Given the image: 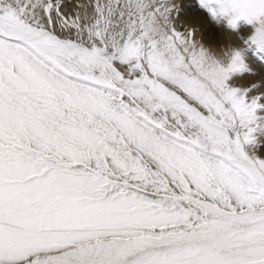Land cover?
I'll return each instance as SVG.
<instances>
[{
	"label": "snow or ice",
	"instance_id": "obj_1",
	"mask_svg": "<svg viewBox=\"0 0 264 264\" xmlns=\"http://www.w3.org/2000/svg\"><path fill=\"white\" fill-rule=\"evenodd\" d=\"M198 8L249 51L197 50L173 2L59 38L50 0H0V264H264V94L234 83L264 0Z\"/></svg>",
	"mask_w": 264,
	"mask_h": 264
},
{
	"label": "rangeland",
	"instance_id": "obj_2",
	"mask_svg": "<svg viewBox=\"0 0 264 264\" xmlns=\"http://www.w3.org/2000/svg\"><path fill=\"white\" fill-rule=\"evenodd\" d=\"M72 1L73 0H71V2L70 0H50L59 10V15L55 11L52 13L53 20L60 18L63 15V13L61 14V7L73 5ZM159 2L160 4L173 2L181 9L178 16L175 12L173 13L175 29L177 32L182 33V35L184 34L183 36L185 38L191 39L192 42L196 44L197 50L203 48L209 52L210 55L225 63L229 61V57L233 51H249V46L246 41L253 33L251 27L244 26L238 33L227 30L223 25L215 23L205 12L198 8V0H159ZM72 5V11H68L69 14L66 12V14L62 16L69 22L73 20ZM54 13L56 15H54ZM241 25H243V22H241ZM71 32L72 31L67 28L62 30L59 21L55 24V34L59 38L68 37L70 35L73 36ZM189 33L193 35L191 37L187 36ZM195 33L196 35H194ZM246 63L251 68L253 75H245L234 81V83L245 87L255 86L256 90L251 93L252 96L264 94V63H261L256 58L255 52H250V54L246 56Z\"/></svg>",
	"mask_w": 264,
	"mask_h": 264
},
{
	"label": "bare ground",
	"instance_id": "obj_3",
	"mask_svg": "<svg viewBox=\"0 0 264 264\" xmlns=\"http://www.w3.org/2000/svg\"><path fill=\"white\" fill-rule=\"evenodd\" d=\"M173 1H175V0H173ZM70 2H71V0H70ZM72 2H73V5L72 4L71 5L73 6V19L79 17V18H81V22L91 23V22H94V20L97 18V13L95 11L97 3H99V5L101 7H103L104 5H106L109 2V0H73ZM149 2L150 3H157L158 5H160L159 0H149ZM71 5L70 6H63V7L60 6L61 7V11H62L61 14L63 13V15H64V14H66V12L69 14V12L72 11ZM120 7H123V4H121ZM54 15H56V14L54 13ZM55 21L58 22L59 18L58 19L56 18ZM71 33H73V36H75V32L74 31H72ZM194 35H196V33ZM261 155H264V154H261Z\"/></svg>",
	"mask_w": 264,
	"mask_h": 264
}]
</instances>
